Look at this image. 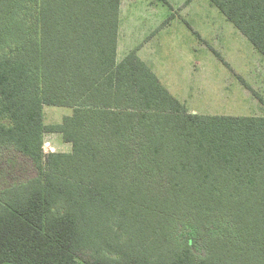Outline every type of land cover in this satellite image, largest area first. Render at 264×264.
<instances>
[{
    "label": "trees",
    "instance_id": "1",
    "mask_svg": "<svg viewBox=\"0 0 264 264\" xmlns=\"http://www.w3.org/2000/svg\"><path fill=\"white\" fill-rule=\"evenodd\" d=\"M209 1L264 57V0ZM121 3L0 0V264H264V116L120 61Z\"/></svg>",
    "mask_w": 264,
    "mask_h": 264
},
{
    "label": "rangeland",
    "instance_id": "2",
    "mask_svg": "<svg viewBox=\"0 0 264 264\" xmlns=\"http://www.w3.org/2000/svg\"><path fill=\"white\" fill-rule=\"evenodd\" d=\"M121 1L120 60L144 42L140 57L189 112L264 116V57L209 0ZM72 112L45 107V123L60 124ZM45 143L55 152L72 151L59 134ZM22 167L27 177L31 168Z\"/></svg>",
    "mask_w": 264,
    "mask_h": 264
},
{
    "label": "crops",
    "instance_id": "3",
    "mask_svg": "<svg viewBox=\"0 0 264 264\" xmlns=\"http://www.w3.org/2000/svg\"><path fill=\"white\" fill-rule=\"evenodd\" d=\"M122 29H123V25L121 24V22L119 23V46H118V59H119V52H120V49L122 48V38H124V33H123V31H122ZM145 35H148V36H151L152 35V32H150V34H146V33H144ZM146 46V43H141L139 46H138V55H139V50H142L144 47ZM129 52H131V49H129V50H127L126 51V53H129ZM128 55V54H127ZM139 57H140V55H139ZM125 58V57H124ZM123 58V59H124ZM141 58V57H140ZM148 66L150 65L149 63H148V61L145 59H143V58H141ZM120 60V59H119ZM122 60V59H121ZM120 60V61H121ZM150 67V66H149ZM155 73V72H154ZM159 78V77H158ZM159 80H160V78H159ZM160 82H161V80H160ZM162 83V82H161ZM163 84V83H162ZM163 86H164V84H163ZM166 87V86H165ZM167 88V87H166ZM168 89V88H167ZM169 90V89H168ZM170 92V91H169ZM171 93V92H170ZM172 94V93H171Z\"/></svg>",
    "mask_w": 264,
    "mask_h": 264
},
{
    "label": "built area",
    "instance_id": "4",
    "mask_svg": "<svg viewBox=\"0 0 264 264\" xmlns=\"http://www.w3.org/2000/svg\"><path fill=\"white\" fill-rule=\"evenodd\" d=\"M46 148H48L50 150V152H52V153L55 152L54 148H52L49 143H45V145H44V152H45V154H48V152L46 151Z\"/></svg>",
    "mask_w": 264,
    "mask_h": 264
}]
</instances>
